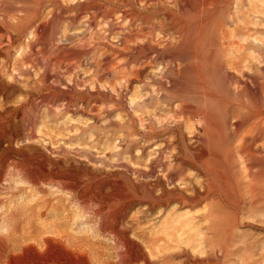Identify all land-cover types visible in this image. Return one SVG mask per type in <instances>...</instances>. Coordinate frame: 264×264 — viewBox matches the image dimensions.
I'll return each instance as SVG.
<instances>
[{"label":"rangeland","instance_id":"374dc122","mask_svg":"<svg viewBox=\"0 0 264 264\" xmlns=\"http://www.w3.org/2000/svg\"><path fill=\"white\" fill-rule=\"evenodd\" d=\"M0 90L1 263L264 264V0H0Z\"/></svg>","mask_w":264,"mask_h":264},{"label":"bare ground","instance_id":"6f19581e","mask_svg":"<svg viewBox=\"0 0 264 264\" xmlns=\"http://www.w3.org/2000/svg\"><path fill=\"white\" fill-rule=\"evenodd\" d=\"M201 2H206V0H201ZM201 5H204V4H202L201 3ZM205 6V5H204ZM203 6H201V8H202ZM1 91V90H0ZM64 168V167H63ZM215 170V169H214ZM66 171V170H65ZM44 173V172H43ZM50 175V174H49ZM53 175V174H52ZM48 176V175H47ZM54 176V175H53ZM60 176V175H59ZM38 177V176H37ZM35 179H37L36 177H35ZM48 179V178H47ZM53 179V178H52ZM59 179V178H58ZM55 184H56V181H55ZM106 202V201H105ZM58 236V235H57ZM4 237V236H3ZM6 237H8V235L6 236ZM51 237V236H50ZM53 238H55V237H53ZM57 238V237H56ZM59 238V237H58ZM63 239V238H62ZM61 240V239H60ZM23 241V240H22ZM39 241V240H38ZM43 243L45 244V246H46V249H47V251H52L54 248H53V244H55V242H53L52 241V239H50V238H44L43 240ZM3 242V241H2ZM23 242H25V241H23ZM4 243V242H3ZM22 243V242H21ZM2 244V243H1ZM28 244V243H27ZM26 244V245H27ZM43 244V245H44ZM57 244H59V242H56V244L55 245H57ZM30 245V244H29ZM42 246V245H41ZM63 245H61V247H62ZM27 247H29V246H27ZM60 247V248H61ZM64 247V246H63ZM75 247V246H74ZM5 248H6V246H5ZM30 248H32L33 250H35V251H37V249H36V247L35 246H30ZM7 249H9V246H8V248ZM25 249H26V246H24V244L23 245H20L19 244V247H17L16 249H13V246H12V250H7L8 251V254H7V257H8V261H6V262H4V263H6V264H23L22 263V260L24 259L23 258V255H24V253L26 254V252H25ZM45 249V250H46ZM64 250H66V251H70V250H67L65 247L63 248ZM75 250V249H74ZM54 251V250H53ZM5 252H6V250L4 251V255H2V256H4L5 257ZM73 252V251H72ZM80 252V251H79ZM37 253V252H36ZM67 253V252H66ZM80 253H82V252H80ZM151 253V252H150ZM53 254V253H52ZM58 254V253H57ZM84 254V253H83ZM138 255V254H137ZM1 256V255H0ZM74 256V255H73ZM81 256H82V254H81ZM52 257V256H51ZM51 257H49V258H51ZM71 257V256H70ZM76 257V256H75ZM80 257V256H79ZM6 258V257H5ZM23 258V259H22ZM67 258H68V256H67ZM73 258V257H72ZM125 258V257H124ZM142 258V257H141ZM199 258V257H198ZM28 259V258H27ZM47 259V258H46ZM69 259V258H68ZM68 259H66L63 263H60L59 261H57L56 259L53 261V264H70L69 263V260ZM7 260V259H6ZM30 260V259H29ZM34 260V259H33ZM49 260H51V259H49ZM84 260V259H83ZM2 261V260H1ZM4 261V260H3ZM3 261H2V263L1 264H3ZM28 261V260H27ZM35 261H36V259H35ZM34 261V262H35ZM39 261V260H38ZM52 261V260H51ZM31 263V262H30ZM33 263V262H32ZM31 263V264H32ZM195 263V262H194ZM26 264H29L28 262H26ZM34 264V263H33ZM40 264V263H39ZM50 264H52V263H50ZM127 264V263H126Z\"/></svg>","mask_w":264,"mask_h":264}]
</instances>
